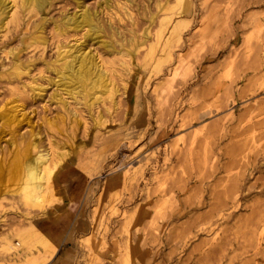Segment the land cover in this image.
Wrapping results in <instances>:
<instances>
[{
    "label": "rangeland",
    "instance_id": "1",
    "mask_svg": "<svg viewBox=\"0 0 264 264\" xmlns=\"http://www.w3.org/2000/svg\"><path fill=\"white\" fill-rule=\"evenodd\" d=\"M157 1H83L119 34L116 50L135 38L128 55L86 28L56 34L72 0L43 14L42 46L28 45L42 13L2 26L0 112L20 120L0 119V162L29 141L65 154L43 208L0 181V264H46L50 247L65 264H264V0ZM163 16L178 23L166 48ZM80 43L113 82L92 107L46 69ZM16 59L30 70L7 80Z\"/></svg>",
    "mask_w": 264,
    "mask_h": 264
},
{
    "label": "bare ground",
    "instance_id": "2",
    "mask_svg": "<svg viewBox=\"0 0 264 264\" xmlns=\"http://www.w3.org/2000/svg\"><path fill=\"white\" fill-rule=\"evenodd\" d=\"M72 1H74L75 6L79 7V10L69 14L64 13L58 20L52 22L53 31L56 34L61 35L72 30L80 31L86 28L84 31L86 41L99 42L104 48L109 49L112 54L115 52L121 55L131 53L130 47L136 43L134 37L127 39L122 38V36L118 37L119 40H116L119 42L118 47L120 45L122 48L116 50L113 37L119 34L109 24H103L99 20L96 10L92 11L83 6L84 0ZM164 1L163 4L159 1L156 2L155 7L158 11L172 9V5L168 3L169 1ZM53 2L54 0H0V30L5 29L9 23L18 22L25 15L39 14L40 12L43 17L35 25L28 45L37 47L44 45L47 42V38L43 34V29L47 18L43 14ZM104 2L110 5V0H104ZM12 8L13 11L10 12ZM7 18L8 20L5 21ZM152 20L153 15L150 14L149 21L152 22ZM169 20V17L163 16L156 33L157 39L162 38L161 46L163 48L167 47L170 43V38L177 33V22L172 21V25L168 29L166 28ZM4 24H6L5 28L2 27ZM165 30L167 31L164 34ZM157 39L156 41H158ZM142 43L140 42L139 44L142 45ZM148 48L150 50V47ZM145 55L150 56V52ZM96 58V53L86 50V43L70 45L69 49L59 51L58 57L46 65L47 71L53 74V78L49 79V82L62 91L61 95L65 93L75 102H83L92 107L97 101L98 96L96 94L98 92L111 93L113 90L111 86L113 82L108 75L109 69L104 68ZM17 62L19 61L16 59V62L11 66L6 75L7 80L19 78L21 74L29 72L30 64L23 65ZM57 95L59 94L55 93V96ZM63 103L65 105L68 104L67 101H63ZM17 114L15 109H4L0 112V119L18 121L20 119ZM63 154L65 153L50 152L48 149L41 150L32 141L24 142L23 145L17 146L9 161L0 162V181L4 179L8 183L15 185L14 189L7 188L5 192H19L22 198L30 203L31 206L43 208L50 199L52 191L51 179L54 176L55 169L60 166ZM56 250L57 247H50V258L53 257Z\"/></svg>",
    "mask_w": 264,
    "mask_h": 264
},
{
    "label": "crops",
    "instance_id": "3",
    "mask_svg": "<svg viewBox=\"0 0 264 264\" xmlns=\"http://www.w3.org/2000/svg\"><path fill=\"white\" fill-rule=\"evenodd\" d=\"M66 255H67L66 253L60 255L59 250L57 249L55 253L53 254V257H51L49 260H46V261H50L46 264H65V262L67 261Z\"/></svg>",
    "mask_w": 264,
    "mask_h": 264
}]
</instances>
